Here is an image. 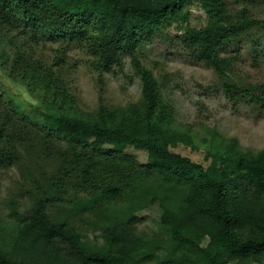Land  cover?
Instances as JSON below:
<instances>
[{"label": "trees", "instance_id": "trees-1", "mask_svg": "<svg viewBox=\"0 0 264 264\" xmlns=\"http://www.w3.org/2000/svg\"><path fill=\"white\" fill-rule=\"evenodd\" d=\"M194 2L207 22L188 26L183 42L226 77L233 60L222 49L264 20L246 8L228 13L225 0H0V37L15 47L1 66L40 100L31 114L0 103V164L29 172L36 165L47 183L32 174L35 200L0 223V264H264V148L213 140L207 165L174 151L179 142L199 146L179 128L161 84L137 54L141 37L188 23L185 7ZM27 34L35 42H86L101 74L129 54L142 81L140 100L79 114L61 67L37 57ZM241 91L263 100L254 88ZM128 147L147 152V161ZM39 158L55 160L52 175ZM49 202L67 213L56 215ZM153 205L162 210L160 229L138 234V213ZM75 217L102 224L103 242L90 241Z\"/></svg>", "mask_w": 264, "mask_h": 264}, {"label": "rangeland", "instance_id": "rangeland-1", "mask_svg": "<svg viewBox=\"0 0 264 264\" xmlns=\"http://www.w3.org/2000/svg\"><path fill=\"white\" fill-rule=\"evenodd\" d=\"M225 1L228 13L235 14L246 8L251 17L264 20V0ZM185 10L191 13L188 23L173 22L153 35L141 37L137 46L142 63L154 72L161 84L163 99L173 107L179 128L189 129L194 135V143L199 146L194 149L179 142L173 150L207 165L205 149L213 140L227 142L237 139L245 151L264 148V22L257 23L222 49V55L233 60L227 76L223 77L208 63L197 59L182 39V33L188 26L200 28L206 24L207 13L198 2L188 5ZM25 39L30 41L37 57L55 65L56 69L61 67L63 82L73 96V105L79 114L94 112L101 103L117 107L140 100L142 81L129 54L119 65L101 74L93 64L94 56L86 42L82 45L67 44L61 39L35 42L30 34L25 35ZM14 53L15 47L8 46L0 37V58L5 55L12 57ZM59 57L63 62L57 66ZM8 72L1 66L0 59L2 108L14 105L25 113H33L40 104L39 97L26 84L13 80ZM230 86L235 89H230ZM246 88L259 91L257 93L262 94L263 100H248L241 91ZM127 151L138 161H147V152L133 147H128ZM38 161L48 176L54 173L55 160L39 158ZM39 169L34 165L33 172H29L22 164H0V223L11 219L10 212L14 208L23 211L33 203L35 198L30 191H37L38 187L32 174L39 177L42 174ZM39 183L47 184L44 176H40ZM72 193L70 189L66 195ZM49 205L56 215L59 209L67 213L53 206V202ZM161 215L158 205L138 213L139 218L134 223L137 233L152 235L158 231ZM73 220L90 241L103 242L102 224L96 227L88 219L83 221L75 217Z\"/></svg>", "mask_w": 264, "mask_h": 264}]
</instances>
